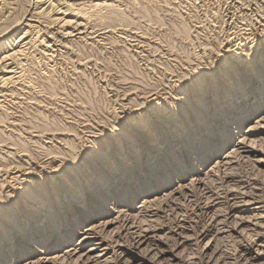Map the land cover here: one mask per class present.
<instances>
[{"label":"rangeland","instance_id":"374dc122","mask_svg":"<svg viewBox=\"0 0 264 264\" xmlns=\"http://www.w3.org/2000/svg\"><path fill=\"white\" fill-rule=\"evenodd\" d=\"M77 11L94 33L60 40L51 58L31 44L18 83L0 91V236L19 231L0 264H264V97L237 89L264 72V0H93ZM158 141L171 156H149ZM112 173V191L93 201ZM253 197L260 208L244 206ZM38 199L50 215L39 235H61L27 255L20 232Z\"/></svg>","mask_w":264,"mask_h":264},{"label":"bare ground","instance_id":"6f19581e","mask_svg":"<svg viewBox=\"0 0 264 264\" xmlns=\"http://www.w3.org/2000/svg\"><path fill=\"white\" fill-rule=\"evenodd\" d=\"M20 1L21 0H0V24L2 23L4 24L6 18H8L11 14H13L16 11ZM26 1L27 3L22 15L18 16L14 22L12 21V23L10 24L7 23V25L9 24L8 27L6 26L7 27L6 29L0 31V91H2L8 85H13V84L16 85V83H18L21 72L19 70V66L22 65V60L24 59L27 50L30 48L31 44L38 45L42 50V52L45 55H47L48 58H51L54 57V52L58 48L57 46H59L60 40H65L69 38L71 39V37L82 38V36L91 35L94 33L92 28L90 29L89 27L90 25L86 21L85 17L80 16V14L77 11L79 5L86 4V2L91 3L93 0L91 1L89 0H26ZM257 76L258 78L256 79L254 85H251L248 80L247 81L244 80L237 88L241 90V93H244L242 94L241 99L247 97L246 102H248L249 99H251L255 95L257 90H259L262 97H264V72H260L259 75ZM234 98H235L234 96H230L229 100ZM151 125L152 124L146 123V124H142L141 126L147 128ZM147 130L151 134L152 138H155L156 134L153 133L154 128L149 127ZM173 138L177 139L178 134L173 135ZM158 139H160V137L155 138V141H157ZM159 142L160 141H158V143L152 144L150 148L147 149L149 156L153 155L152 151L158 152L160 150L159 148L163 147V145L162 146L159 145ZM224 142L225 141L222 142V140L219 141L218 147L216 148L217 149L221 148ZM194 147L195 146H193L192 148ZM206 147L211 148V144H208V146L201 145L200 148L197 149L201 150L200 152L201 154H203L206 151ZM163 148H164V159L166 156L172 155L170 151V147L168 145ZM216 148H214L213 150H215ZM122 154L123 155L120 156V161L124 162V165H129L130 160L125 158L127 153H122ZM89 169L92 170V167L89 166ZM112 169L114 170L113 173H115L116 167H113ZM169 171L170 170H168L167 172L169 173ZM113 173L109 176L98 177L97 181L93 184L94 187L92 188V193L94 194V197H92L93 201L95 200L96 202H100L99 199L101 198L102 192L104 190H106V192H104L106 193V195L112 191V189H110L108 186L111 182L109 178H111L110 176H112ZM122 177L125 176L121 175V178ZM161 186H162V182L156 184L153 183L151 185H148L145 188V190L148 191L147 194L150 193L153 194ZM88 191L91 192V190H88L85 187L77 191V193L74 196V202L84 204L85 201L80 199L81 198L85 199L83 198V196L87 195ZM79 195L80 198H78ZM96 195L98 197H96ZM125 195L128 196V194ZM43 199H45V197H43ZM257 199L258 197L248 198L247 200L249 201H246V203H244V206H252V207L260 208L259 204L262 201L261 199L258 200ZM36 204H37L36 207L39 210L38 217L31 219V222L29 223L28 227L24 231L20 232L21 235L20 238L22 239L21 242H27V241L31 242L29 243L30 247L26 250L27 251L26 253H28L27 255L33 254L31 253V247L40 246L41 244H43V242H45V244L48 243V247H51L52 245L56 244V241H58L57 239H59V235H61L59 233L54 237L50 236L49 234L45 235L47 231H44L45 232L44 235L42 236L39 235L41 231V224L45 222L43 219L46 218L48 222L50 215L41 214L42 207H44L45 205L42 199H38ZM97 207H99L98 204H96L95 207H93L92 209L97 210ZM55 226L56 223L51 222V228H54ZM15 229L16 226L12 229L10 234L5 233L0 236V259L7 255V253L4 250V248L7 245V240L11 236L12 237L19 236V231ZM74 230L75 229L72 228L70 232H73ZM15 231H17L16 232L17 234L14 233ZM44 238H47V241L44 240ZM23 239H25V241ZM20 249L21 246L19 245L18 241H16L12 253H19Z\"/></svg>","mask_w":264,"mask_h":264}]
</instances>
